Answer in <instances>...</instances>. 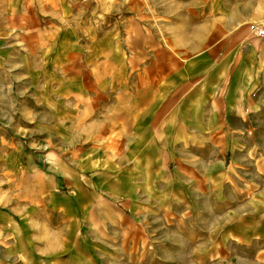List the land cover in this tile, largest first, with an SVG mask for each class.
Returning a JSON list of instances; mask_svg holds the SVG:
<instances>
[{"label": "crops", "instance_id": "0c3cea01", "mask_svg": "<svg viewBox=\"0 0 264 264\" xmlns=\"http://www.w3.org/2000/svg\"><path fill=\"white\" fill-rule=\"evenodd\" d=\"M174 4L203 17L175 23L179 34L166 46L144 28L152 23L125 18L108 20L115 28L100 38L85 31L80 53L76 18L61 13L76 5L0 0V264H141L145 248L156 262L153 250L163 245L157 235L169 232L142 221L172 216V202L189 208L204 187L219 197L226 184L236 200L240 183L253 181L260 188L251 193L264 196V41L246 30L252 40L245 42L241 29L228 36L262 17L264 1ZM238 43L247 62L243 80L237 83L236 72L219 95L222 63L233 62ZM28 54L38 59L36 138L14 144L12 57L24 66ZM16 153L22 161L14 162ZM43 169L51 177L47 196ZM14 170L36 176L21 178L22 190L31 182L40 194L13 196ZM114 200L132 209V226L123 231L110 220ZM112 213L125 223V212Z\"/></svg>", "mask_w": 264, "mask_h": 264}, {"label": "rangeland", "instance_id": "374dc122", "mask_svg": "<svg viewBox=\"0 0 264 264\" xmlns=\"http://www.w3.org/2000/svg\"><path fill=\"white\" fill-rule=\"evenodd\" d=\"M180 1L189 0H64V4L72 3L76 5V8L69 11L66 5L61 13L64 17L71 14L76 18L74 29L77 33V47L80 53H83L85 46L86 38L83 36L85 31L94 39L100 38L98 36H101L104 30L115 28L107 24L108 20L125 18H135L146 23H152V25H146L144 28L151 30L156 35V40L166 46L172 38L174 39L173 35L179 34L174 32L175 27L178 28L175 23L181 24L180 21L187 18L198 20L203 17L202 11L199 10L182 9L180 6L178 8L173 6L172 8L175 2ZM45 13L46 17H49L50 14L53 16V11L46 10ZM263 19L264 15L259 19H247L241 27L232 31L228 36L236 35L237 31L241 29L245 32V42H249L252 39L247 38V25L252 22H261ZM170 20L173 21V26H170ZM62 28L69 29L67 25ZM254 40L264 41V39ZM237 50L238 53H235L233 62L230 64L222 63L225 68H223L221 75L219 95L225 92L230 79L236 72L237 83L243 80L245 73L242 72V69L246 67L247 62L244 60L245 53H242L244 50L240 43H238ZM28 55L27 58L23 59L25 67L21 64V59L16 56L12 57V73L10 75L13 85L11 93L12 106L7 108L9 110L11 108L14 117V144L22 140L25 142L36 138L37 98L40 95L36 89V75L33 72L37 68L38 59L35 56ZM259 60L260 58L257 57L256 63ZM250 64L254 66L253 58L250 59ZM244 71H247L246 68ZM250 72H248V76L256 77L255 80H259V77L263 76L253 75ZM0 96L4 97L5 92L0 91ZM26 134L33 137L27 138ZM22 158V153H16L14 162H20ZM41 176L45 178L43 189L45 196H47L51 189L49 185L51 177L47 174L46 169L42 170L39 177ZM27 177L30 179L36 176L24 175L21 171H13V196L19 193L40 194V184L32 186L30 182V186L26 187L27 191L22 190L24 186H22L21 178ZM253 184L245 187L244 183H240L236 200L230 199L232 197L230 196V187L227 184L224 185L219 196L221 201H219L217 194L208 193L207 187H204V197L200 198V201L194 202V204L191 203V207L188 208L187 204L181 201L172 202L169 207L172 216L156 219L147 218L145 221L141 219L142 224L146 226L162 227V229L165 228L169 232L157 235V238H162V241L157 243L167 245V249H163V245L161 247L158 245L159 248L153 250L156 255V262L151 261L149 263L148 254L150 250L145 248L140 251L141 264H264V248H259L264 245V209H262L264 208L262 206L264 196L261 192L259 193L261 196L251 193L250 187L260 188V182L253 181ZM68 188L64 186L60 190L61 192H67ZM239 191L246 192L239 193ZM95 208L103 207L98 203ZM108 210L110 211V220H118L122 231L125 227L132 226V209L128 202L114 200L110 203ZM113 211L123 215L125 212V223H122L120 216L112 213ZM230 229H240L241 233L238 234L244 238L239 237L238 234L230 236ZM123 237L131 242L132 237L131 233H128V228H126ZM127 253H132V250Z\"/></svg>", "mask_w": 264, "mask_h": 264}, {"label": "built area", "instance_id": "2783aa9c", "mask_svg": "<svg viewBox=\"0 0 264 264\" xmlns=\"http://www.w3.org/2000/svg\"><path fill=\"white\" fill-rule=\"evenodd\" d=\"M248 34L255 39H264V19L247 25Z\"/></svg>", "mask_w": 264, "mask_h": 264}]
</instances>
